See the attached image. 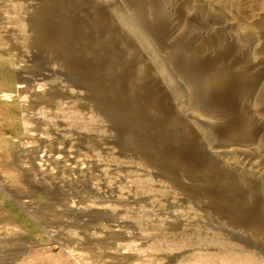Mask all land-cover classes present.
<instances>
[{"label":"rangeland","instance_id":"obj_1","mask_svg":"<svg viewBox=\"0 0 264 264\" xmlns=\"http://www.w3.org/2000/svg\"><path fill=\"white\" fill-rule=\"evenodd\" d=\"M53 1L0 0V264H264V248L245 241L246 257L228 260L233 231L242 240H259V232L228 227L226 219L206 208L213 201L182 186L191 180L177 175L179 168L172 175L150 165L147 133L127 135V124H118L95 98L99 88L91 90V82L76 74L52 41L33 37L30 15ZM113 1L118 12L137 17L136 28L148 37L140 14L159 7ZM160 1L166 10L173 0ZM229 1L230 14H260L264 29L261 1ZM221 9L213 13L222 14ZM199 25L186 38L205 35L207 27ZM167 27L168 42L184 33L178 28L171 34ZM155 36L148 38L156 42ZM156 48L151 51L160 55ZM263 89L247 98L264 99ZM208 111L211 118L232 122ZM53 154L59 158L48 157ZM105 177L115 184L103 186L109 185ZM94 182L101 188L93 189ZM113 186L129 194L112 191ZM173 210L193 218L185 223Z\"/></svg>","mask_w":264,"mask_h":264},{"label":"bare ground","instance_id":"obj_2","mask_svg":"<svg viewBox=\"0 0 264 264\" xmlns=\"http://www.w3.org/2000/svg\"><path fill=\"white\" fill-rule=\"evenodd\" d=\"M259 1L264 7V0ZM141 2L159 7L157 12L140 14L147 20L148 33L157 36L156 42L149 39L146 27L142 25V30L149 38L136 28L137 17L118 12L113 0H55L52 6L36 9L28 24H32L33 37L56 45L76 74L91 82V90L99 88L95 98L103 100L105 113L118 124H127V135L147 133L144 141L151 146L150 165L170 174L179 168L177 175L180 172L191 180L181 182L182 186L189 194L213 201L206 208L226 219L228 227L259 232V240L244 234L242 240L230 231L236 242L229 240L225 256L230 261L245 258L242 247L247 244L264 248V99H248L250 91L264 88L262 17L237 15L240 10L236 8L238 13L230 14L229 0H173L166 10L160 0ZM215 7L223 13H213ZM196 23L211 31L206 28L205 35L200 32V37L186 38ZM251 25L259 29L254 31ZM166 27L171 34L178 28L184 33L168 42ZM153 46L160 55L151 51ZM208 110L232 122L211 118ZM110 179L105 177L109 185L103 186L111 187ZM91 185L101 188L95 182ZM111 189L127 192L119 186ZM173 212L185 223L193 218Z\"/></svg>","mask_w":264,"mask_h":264}]
</instances>
